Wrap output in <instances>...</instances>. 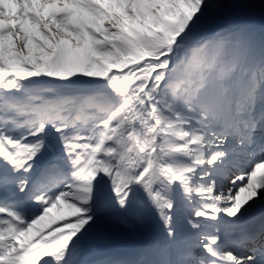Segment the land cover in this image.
I'll return each mask as SVG.
<instances>
[{"label": "snow or ice", "instance_id": "snow-or-ice-1", "mask_svg": "<svg viewBox=\"0 0 264 264\" xmlns=\"http://www.w3.org/2000/svg\"><path fill=\"white\" fill-rule=\"evenodd\" d=\"M0 264H264V0H0Z\"/></svg>", "mask_w": 264, "mask_h": 264}]
</instances>
